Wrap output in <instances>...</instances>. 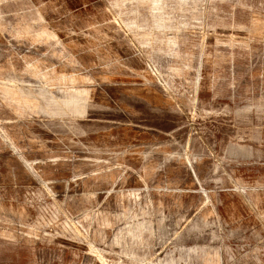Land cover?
<instances>
[{
	"label": "rangeland",
	"instance_id": "obj_1",
	"mask_svg": "<svg viewBox=\"0 0 264 264\" xmlns=\"http://www.w3.org/2000/svg\"><path fill=\"white\" fill-rule=\"evenodd\" d=\"M0 264H264V0H0Z\"/></svg>",
	"mask_w": 264,
	"mask_h": 264
},
{
	"label": "bare ground",
	"instance_id": "obj_2",
	"mask_svg": "<svg viewBox=\"0 0 264 264\" xmlns=\"http://www.w3.org/2000/svg\"><path fill=\"white\" fill-rule=\"evenodd\" d=\"M75 103V102H74ZM75 105V104H74Z\"/></svg>",
	"mask_w": 264,
	"mask_h": 264
}]
</instances>
